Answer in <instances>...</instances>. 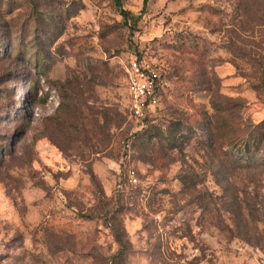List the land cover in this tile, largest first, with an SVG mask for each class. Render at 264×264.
I'll list each match as a JSON object with an SVG mask.
<instances>
[{
  "label": "rangeland",
  "instance_id": "rangeland-1",
  "mask_svg": "<svg viewBox=\"0 0 264 264\" xmlns=\"http://www.w3.org/2000/svg\"><path fill=\"white\" fill-rule=\"evenodd\" d=\"M120 3L0 0V264H264V0Z\"/></svg>",
  "mask_w": 264,
  "mask_h": 264
},
{
  "label": "built area",
  "instance_id": "built-area-1",
  "mask_svg": "<svg viewBox=\"0 0 264 264\" xmlns=\"http://www.w3.org/2000/svg\"><path fill=\"white\" fill-rule=\"evenodd\" d=\"M162 88V75L154 64L144 57H135L128 62L125 67L126 110L139 130L156 114ZM128 176L131 181H136L134 172L129 171Z\"/></svg>",
  "mask_w": 264,
  "mask_h": 264
},
{
  "label": "trees",
  "instance_id": "trees-1",
  "mask_svg": "<svg viewBox=\"0 0 264 264\" xmlns=\"http://www.w3.org/2000/svg\"><path fill=\"white\" fill-rule=\"evenodd\" d=\"M112 1L115 3L117 9L119 10V14L123 17L124 20H127L128 12L122 9L121 3H120L121 0H112ZM149 119H147L146 123L148 122Z\"/></svg>",
  "mask_w": 264,
  "mask_h": 264
}]
</instances>
